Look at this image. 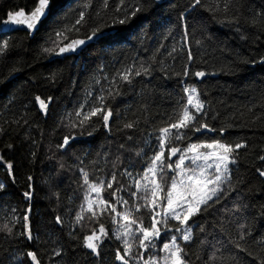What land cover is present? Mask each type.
I'll return each mask as SVG.
<instances>
[{"label": "trees", "instance_id": "trees-1", "mask_svg": "<svg viewBox=\"0 0 264 264\" xmlns=\"http://www.w3.org/2000/svg\"><path fill=\"white\" fill-rule=\"evenodd\" d=\"M108 2L104 9V0H52L49 16L33 36L25 30L0 34V44L9 41L8 49L0 53V184L5 185L0 189V228L7 224L12 229L11 234L0 231V264H11L15 256L21 264H31L26 256L30 250L40 264H122L115 253L119 249L122 254L123 247L112 235L117 227L107 213L97 222L89 219L85 208L83 225L75 223L85 202L80 168L91 180H111L115 171L117 180L127 185L129 181L120 174L126 168L143 170L144 157L136 153L144 149L148 156L154 154L145 142L159 127L176 122L187 102L184 87L197 89L209 109L205 122L215 131L189 133L192 139L182 147L214 139L245 144L230 166L231 184L224 186L225 194L190 221L192 240L179 241L185 259L188 264H261L264 177L258 170L264 171L260 159L264 157V0H230L227 13L224 0H202L195 7L190 6L193 0H145V11L124 25L113 23L123 18V11L116 12L122 0ZM86 3L91 18L70 38L86 37L98 24L106 25L104 34L77 55L50 59L41 51L42 45L52 47L44 44L47 33L65 15L62 23H74ZM137 3L123 0V9ZM34 6L35 0H0V21L8 11L21 7L29 11ZM181 12L186 17L188 42L183 39ZM141 64L149 69L147 74ZM128 67L141 71L133 75L131 84L118 75ZM185 67L188 76L183 75ZM197 71L205 76L196 77ZM113 77L119 88L110 84ZM89 92L94 95L88 96ZM101 94L106 98L104 111L112 110L110 130L103 127L102 116L91 117L90 126L72 128L71 123H79L76 110L81 105L85 113L99 107L96 97ZM36 96L48 104L46 113ZM130 122L135 127L126 129L124 125ZM66 135L75 138L66 150L58 149ZM9 163L13 175L8 173ZM118 186L114 182L113 189L101 193L109 203H114L111 192ZM25 191L32 193L30 198L23 196ZM121 195L128 198L125 192ZM28 204L32 240L21 235ZM117 210L123 209L117 205ZM144 215L147 224L149 217ZM57 216L61 224L56 223ZM100 224L109 236L97 256L84 247L83 237L94 229L98 232Z\"/></svg>", "mask_w": 264, "mask_h": 264}, {"label": "snow or ice", "instance_id": "snow-or-ice-1", "mask_svg": "<svg viewBox=\"0 0 264 264\" xmlns=\"http://www.w3.org/2000/svg\"><path fill=\"white\" fill-rule=\"evenodd\" d=\"M201 3L202 0H193L190 6H199ZM144 4L145 0H139V3L132 9L124 10L122 0L121 5L117 6L116 12L120 13L123 11V18L114 20L113 23L121 25L128 23L138 13L145 11ZM108 7V0H104L103 8L107 9ZM217 7L219 8V5ZM229 7L230 0H224L225 13H227ZM51 8L52 0H35V7L30 11H26L24 7L8 11L7 19L0 25V30L10 31L23 27L29 32V35H33L36 31H39L41 24L49 16ZM88 8L89 5L87 3L83 4L79 10V17L71 25L62 23L67 19L66 15L55 21L57 26L47 33L44 42L45 45L52 44V47L42 45L41 51L50 56L72 53L101 34L103 27L106 25L98 24L92 29L91 34L84 39L70 38L72 33H79L81 27L91 18L87 12ZM97 15H99V12ZM180 19L185 21L183 39L188 42L189 33L184 12L180 13ZM199 43L200 41H197V44ZM8 47L9 41L4 40L0 44V53H4ZM174 51L175 48H173ZM192 59L193 56L189 51L188 60L191 61ZM261 60L264 62V57ZM140 67L144 74L149 72V69L143 68L142 64ZM118 75L121 81L131 84L133 75L139 76L141 71H135L133 67H128L124 71L119 72ZM183 75H189L188 67L183 69ZM195 76L203 77L205 73L197 71ZM104 79H107V77H104ZM96 82L99 83V81ZM110 84L117 88L121 86L116 77L112 78ZM103 91L104 89H101V93ZM183 92L186 94L187 102L183 104L176 122L167 123L166 126L159 127L158 133H150V140L145 142L146 146L154 154L148 156L144 149L136 153L137 157H144L142 166H146H143V172H133L126 168L120 174L129 181L127 185L117 180L115 171H113L111 180H91L90 174L83 167L80 168V173L83 177V187H85L84 201L87 204L86 211L91 214L89 219L98 222L99 218L107 213L111 217L113 225H118L112 235L122 244L124 255H121L119 249L115 253L116 260L121 261L122 264H130L131 260H135V264H188L185 259L184 248L179 241L187 243L192 240L193 228L190 227V221L204 212L211 203L218 202L220 197L225 194L224 186L231 184L230 166L236 162L235 154L239 149L245 147L243 142L233 145L228 142H222L220 139H214L211 142L187 143L186 147H182L181 145L185 141L192 139L189 133L194 135L205 130L209 132L215 131L205 122L209 116V109L206 108L205 102L199 98L197 89L195 87H184ZM87 95L93 96L94 93L89 92ZM112 95L113 93L109 89V97ZM105 99L103 94L97 96L96 101L100 106H93L86 113L83 111L85 105H81V108L75 112V120L79 121V123L73 122L71 127L84 128L85 125L90 126L91 117L102 116L103 127L110 130L112 110L109 108L104 111ZM35 100L39 103L40 109L46 113L48 104L45 100H42L40 96H36ZM48 101H51L50 97ZM124 127L132 129L135 124L130 122L125 124ZM219 131L223 133L225 130L221 128ZM153 135H155L154 143L151 142ZM74 138V135H66L63 143L59 144L57 148L66 150V147L70 145V140ZM128 139L131 140L132 138L129 137ZM123 147L124 145H121V148ZM176 156L179 158L173 162V157ZM0 159H3V157H0ZM260 159L264 160V157ZM186 161L189 163L186 164ZM7 167L9 175H13L12 164L9 163ZM63 167L64 165L61 164V168ZM130 167L135 168L136 165L130 164ZM258 172L261 177H264V171L258 170ZM28 179L32 180V177L29 176ZM114 182L119 186L111 192L114 203H109L100 194L106 190L113 189ZM4 187V184H0V189ZM133 187L135 188L134 191L132 190ZM29 188H31V185H29ZM121 192L127 193L128 198L121 195ZM92 193L96 195L95 200L90 198ZM31 195L32 193L29 191L23 193L26 199L30 198ZM117 205L123 210L118 211ZM84 212L85 207L84 203H82L80 211L77 212L75 217L76 224L83 225ZM145 213L147 217H150L147 224ZM28 219V215L25 214V232L21 233V235L26 234L27 239L32 240L33 237L27 223ZM172 221H175L176 224H172ZM56 223H62L61 217H56ZM0 231H7L11 234L12 229L5 224L0 228ZM200 231L203 233L205 228L201 226ZM169 234H171L170 239L163 243L162 248H158V241L162 237H168ZM108 236L109 233L106 231L104 224H100L98 232L94 229L91 234L84 235V247L90 249L93 254L98 256V249ZM240 239H244L243 234ZM137 240L138 245L135 243ZM235 247L240 249V243H235ZM140 250L156 251L153 252V255L145 258V253ZM59 254V252L56 253V255ZM26 256L31 258L33 264H40L35 252L28 251ZM261 264H264V260H262Z\"/></svg>", "mask_w": 264, "mask_h": 264}, {"label": "rangeland", "instance_id": "rangeland-1", "mask_svg": "<svg viewBox=\"0 0 264 264\" xmlns=\"http://www.w3.org/2000/svg\"><path fill=\"white\" fill-rule=\"evenodd\" d=\"M192 143V142H191ZM179 157L178 156H176V157H173V162L176 160V159H178ZM186 164L187 163H189L188 161H186L185 162ZM146 166V165H145ZM129 171H133V172H139V171H134V170H129ZM143 172V170L142 171H140V173H142ZM170 183V182H169ZM135 189V188H134ZM101 196H102V194H100ZM103 198H104V196H102ZM90 198L91 199H93V200H95L96 199V195H95V193H92L91 195H90ZM105 199V198H104ZM84 204H85V208H87V204H86V202H84ZM30 205L28 204V207H29ZM24 215L25 214H23V217H22V219H23V221H24ZM33 214H32V212H31V216H32ZM149 220H150V217L148 218ZM121 223H122V221H120ZM175 222V221H174ZM23 224H24V222H23ZM174 224H176V222L174 223ZM116 227H118V225H115ZM31 232V235L33 236V231L31 230L30 231ZM171 235V234H170ZM170 235L168 236V239H164V240H162V238L158 241V248H162V246H163V243H165V242H167V240H169L170 239ZM161 240H162V242H161ZM161 242V243H160ZM135 243H138V240L135 242ZM140 251H143L144 253H145V258H147L148 256H151V255H153V252L154 251H156V250H153V252H149V251H147V250H140ZM121 255H124V252H122V254ZM127 258V257H126ZM132 262H134L135 263V260H131ZM122 263V262H121ZM11 264H21V261H20V257L19 256H15V257H13V261H12V263Z\"/></svg>", "mask_w": 264, "mask_h": 264}, {"label": "water", "instance_id": "water-1", "mask_svg": "<svg viewBox=\"0 0 264 264\" xmlns=\"http://www.w3.org/2000/svg\"><path fill=\"white\" fill-rule=\"evenodd\" d=\"M34 8V7H33ZM7 19V16L4 18V19H2L1 21H0V25H2L3 24V22L5 21ZM14 30H25V31H27L25 28H23V27H20V28H16V29H14ZM10 31H13V30H10ZM10 31H3V30H0V34L1 33H6V32H10ZM28 32V31H27ZM29 33V32H28ZM102 34H104V33H101V34H99L96 38H94L93 40H91V41H88L85 45H83V46H81L77 51H75V52H72V53H66V54H63V55H59V56H57V55H51V57H50V59H53V58H61V57H65V56H72V55H77V54H79L86 46H88L90 43H92V42H94L97 38H99ZM90 35V34H89ZM31 36H33V35H30V37ZM85 37H75V38H72V39H84ZM60 46H63V45H60ZM44 112V111H43ZM45 113V112H44ZM29 210H30V207H28V213H27V215H28V217H29ZM28 228H29V230L31 231V221H30V219H28ZM24 224H25V222H24ZM24 231H25V228H24ZM91 234V233H90ZM26 235V234H25ZM27 236V235H26ZM28 240V239H27ZM31 251V250H30ZM29 258V257H28ZM29 260H30V262H31V264H33V262L31 261V258H29Z\"/></svg>", "mask_w": 264, "mask_h": 264}, {"label": "bare ground", "instance_id": "bare-ground-1", "mask_svg": "<svg viewBox=\"0 0 264 264\" xmlns=\"http://www.w3.org/2000/svg\"><path fill=\"white\" fill-rule=\"evenodd\" d=\"M35 7V6H34Z\"/></svg>", "mask_w": 264, "mask_h": 264}]
</instances>
